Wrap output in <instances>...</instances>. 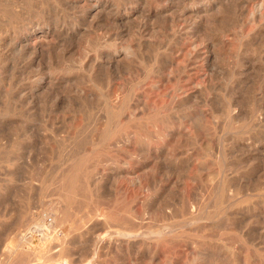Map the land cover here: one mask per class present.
Masks as SVG:
<instances>
[{
	"label": "rangeland",
	"instance_id": "obj_1",
	"mask_svg": "<svg viewBox=\"0 0 264 264\" xmlns=\"http://www.w3.org/2000/svg\"><path fill=\"white\" fill-rule=\"evenodd\" d=\"M0 54V264H264V0H0Z\"/></svg>",
	"mask_w": 264,
	"mask_h": 264
},
{
	"label": "bare ground",
	"instance_id": "obj_2",
	"mask_svg": "<svg viewBox=\"0 0 264 264\" xmlns=\"http://www.w3.org/2000/svg\"><path fill=\"white\" fill-rule=\"evenodd\" d=\"M262 2H263V0H262ZM259 5V4H258ZM261 7V6H260ZM257 8V7H256ZM262 8V7H261ZM260 9V8H259ZM253 16V15H252ZM252 16H250V17H252ZM256 18V17H255ZM47 34V33H46ZM27 39V38H26ZM195 48V47H194ZM197 49V48H196ZM128 50V49H127ZM194 50V49H193ZM129 51V50H128ZM198 53V52H197ZM2 54V53H1ZM0 54V55H1ZM198 87V86H197ZM112 133V132H111ZM107 134V133H106ZM107 136V135H106ZM109 137V136H108ZM118 175V174H117ZM137 184H139V183H137ZM42 232V231H41ZM173 232V231H172ZM163 235V234H162ZM171 235V234H170ZM159 236V235H158ZM134 239V238H133ZM25 241V240H24ZM27 243V242H26ZM52 243V242H51ZM94 247V246H93ZM60 264H62V263H60Z\"/></svg>",
	"mask_w": 264,
	"mask_h": 264
}]
</instances>
